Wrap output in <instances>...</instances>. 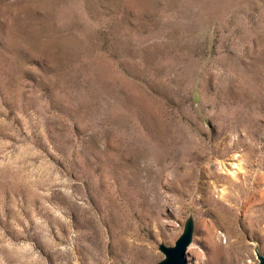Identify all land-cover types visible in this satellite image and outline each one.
<instances>
[{"label": "rangeland", "instance_id": "1", "mask_svg": "<svg viewBox=\"0 0 264 264\" xmlns=\"http://www.w3.org/2000/svg\"><path fill=\"white\" fill-rule=\"evenodd\" d=\"M264 259V0H0V264Z\"/></svg>", "mask_w": 264, "mask_h": 264}, {"label": "water", "instance_id": "2", "mask_svg": "<svg viewBox=\"0 0 264 264\" xmlns=\"http://www.w3.org/2000/svg\"><path fill=\"white\" fill-rule=\"evenodd\" d=\"M189 243V237L184 236L181 240L178 241L177 245L167 250L166 255L167 259L163 264H187L185 259V250ZM260 264H264V259H262Z\"/></svg>", "mask_w": 264, "mask_h": 264}]
</instances>
